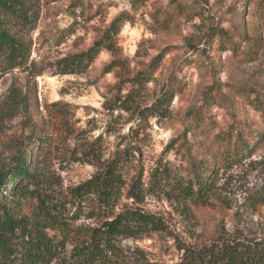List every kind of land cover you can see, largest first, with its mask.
<instances>
[{"label": "rangeland", "instance_id": "obj_1", "mask_svg": "<svg viewBox=\"0 0 264 264\" xmlns=\"http://www.w3.org/2000/svg\"><path fill=\"white\" fill-rule=\"evenodd\" d=\"M10 1L34 13L27 23L0 8V29L27 47L19 64L0 54V164L17 143H31L26 159L32 155L39 188L66 201L116 160L126 181L117 211L159 214L168 230L121 237V254L108 264H177L187 247L264 243V103L255 98L264 96V0ZM120 15L111 49L60 73L63 59L87 51ZM13 87L28 109L7 97ZM236 136L250 142L239 158ZM192 163L215 172L207 201L147 190L157 166L187 179ZM138 177L140 199L126 195ZM69 221L97 223L83 214ZM77 242L73 233L52 264H72Z\"/></svg>", "mask_w": 264, "mask_h": 264}, {"label": "trees", "instance_id": "obj_2", "mask_svg": "<svg viewBox=\"0 0 264 264\" xmlns=\"http://www.w3.org/2000/svg\"><path fill=\"white\" fill-rule=\"evenodd\" d=\"M19 3L22 4L21 0ZM1 7L27 23L33 20L34 10L30 9L33 11L29 12L25 7L18 10L14 1L0 0ZM123 18L124 15L116 17L87 51L63 59L60 73L81 71L103 48L111 49V38L120 30ZM1 53L6 54L14 64H19L25 59L27 47L8 30L0 29ZM107 72L110 70L107 69ZM144 76L137 74L133 80L141 82ZM170 96L171 93L167 91L164 98ZM7 97L13 100L15 107L23 105L24 109H28L26 97L15 87L11 88ZM255 98L260 106L264 103V96L256 95ZM237 136L233 149L235 158L250 149V142ZM225 139L232 143V136L228 135ZM30 144L27 143V148ZM16 148V154L0 164V264H52L73 233L78 237V242L71 254L72 264H108L121 254L118 245L121 237L142 238L168 230L166 220L159 214L134 207L117 211L126 181L118 171L116 160L71 188L68 200L61 201L39 188L38 171L32 155L26 159L25 144L17 143ZM230 155L228 152L227 156ZM190 170L187 179H184L173 176L165 167L157 166L151 173L147 190L153 193L171 190L179 199L207 201L214 188V170L202 164L197 167L196 163H192ZM6 181L8 184L4 187ZM170 184L172 188L165 189ZM142 185L140 177L133 179L126 195L140 199ZM26 201H30L32 207L28 205L29 212L23 213ZM68 203L75 209L72 215L68 212ZM82 214L95 219L97 223L73 228L69 220ZM177 264H264V243L223 241L203 247H187Z\"/></svg>", "mask_w": 264, "mask_h": 264}]
</instances>
